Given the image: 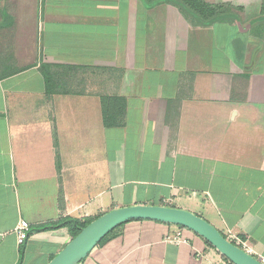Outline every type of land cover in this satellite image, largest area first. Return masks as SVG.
I'll return each instance as SVG.
<instances>
[{
    "label": "crops",
    "instance_id": "0c3cea01",
    "mask_svg": "<svg viewBox=\"0 0 264 264\" xmlns=\"http://www.w3.org/2000/svg\"><path fill=\"white\" fill-rule=\"evenodd\" d=\"M30 2L0 0V264H48L72 236L41 228L136 205L192 212L264 258V26L249 23L262 0H210L242 11L209 26L172 4ZM43 63L74 68L63 91L48 94ZM81 264L230 263L188 229L139 220Z\"/></svg>",
    "mask_w": 264,
    "mask_h": 264
},
{
    "label": "water",
    "instance_id": "95a60500",
    "mask_svg": "<svg viewBox=\"0 0 264 264\" xmlns=\"http://www.w3.org/2000/svg\"><path fill=\"white\" fill-rule=\"evenodd\" d=\"M139 220L188 229L202 237L232 264H262L259 259L230 242L202 217L182 209L154 205L123 207L103 214L82 229L48 264H81L112 231L130 221Z\"/></svg>",
    "mask_w": 264,
    "mask_h": 264
},
{
    "label": "trees",
    "instance_id": "16d2710c",
    "mask_svg": "<svg viewBox=\"0 0 264 264\" xmlns=\"http://www.w3.org/2000/svg\"><path fill=\"white\" fill-rule=\"evenodd\" d=\"M140 1L148 8H154L162 4H172L178 8L180 13L186 19H190L196 25L198 24L200 26H209L215 22L226 21L227 19L236 20L235 19L236 14L234 12L235 11L240 12L242 10V8L234 7L230 4H210L206 0H140ZM249 23L251 27L255 29L254 32H256L257 29H260L261 26H264V0H262L261 10L259 15L250 18ZM71 69L73 70L74 68L72 67L66 68L65 66L51 65L47 63H43L40 65V72L46 82V89L48 94H55L57 92L63 91L58 87L56 82L62 80L64 78V75L68 73L67 70L70 71ZM4 75H8V73ZM112 99L113 98L107 96L102 97L105 123L108 126L113 124L112 123L113 119L110 109L112 105ZM95 219L79 220V219L69 218L66 221L60 222L59 224L44 226L41 229L49 230V229H59L66 227L69 230L73 240L82 231V229L87 227ZM115 232L116 230L112 231L109 235H107L99 245H102L105 242H107L114 235ZM207 244L210 247H212L209 243Z\"/></svg>",
    "mask_w": 264,
    "mask_h": 264
},
{
    "label": "built area",
    "instance_id": "2783aa9c",
    "mask_svg": "<svg viewBox=\"0 0 264 264\" xmlns=\"http://www.w3.org/2000/svg\"><path fill=\"white\" fill-rule=\"evenodd\" d=\"M30 229H31V226L28 222L26 221H21L17 230H16V233H17V241H18V245L21 246L23 245L28 239H29V234H30ZM226 238L232 242L233 244H235L236 246H238L239 248H241L242 250H244L246 253L252 255L253 251L252 249L247 245V243L242 240L241 238L235 236V235H232V234H228L226 236ZM175 241L176 242H180L181 241V233L179 232L175 238ZM253 256V255H252ZM259 261L264 264V258L261 257L259 259Z\"/></svg>",
    "mask_w": 264,
    "mask_h": 264
},
{
    "label": "rangeland",
    "instance_id": "374dc122",
    "mask_svg": "<svg viewBox=\"0 0 264 264\" xmlns=\"http://www.w3.org/2000/svg\"><path fill=\"white\" fill-rule=\"evenodd\" d=\"M9 1H11V0H9ZM32 2H30L29 3V8H30V12H34V9H33V6H34V0H31ZM208 3H210L209 1L210 0H206ZM37 2H38V0H37ZM37 2H35L36 3V11L39 9L38 8V4H37ZM221 3H223V2H221ZM240 8V7H239ZM9 9H11V8H9ZM42 9V8H41ZM242 11V10H241ZM36 14H37V12H36ZM39 17H40V15H39ZM2 15H0V22H2ZM244 20H246V18L245 19H243V21ZM6 21V20H5ZM243 21H242V23H243ZM7 22V21H6ZM42 28V27H41ZM36 37H35V41H34V48H35V46H36V50L38 51V49H40L41 48V46H42V34H43V30L42 29H40V31H38V29H36ZM32 54V53H31ZM33 55V54H32ZM36 55H37V53H36ZM37 57V56H36ZM32 59H34V56L32 57ZM31 58L29 59L28 58V61L29 60H32Z\"/></svg>",
    "mask_w": 264,
    "mask_h": 264
}]
</instances>
